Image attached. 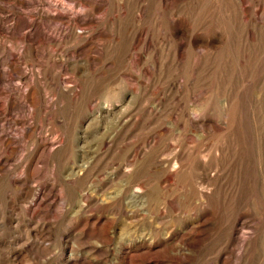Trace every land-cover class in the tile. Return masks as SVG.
<instances>
[{
	"label": "rangeland",
	"instance_id": "obj_1",
	"mask_svg": "<svg viewBox=\"0 0 264 264\" xmlns=\"http://www.w3.org/2000/svg\"><path fill=\"white\" fill-rule=\"evenodd\" d=\"M0 264H264V0H0Z\"/></svg>",
	"mask_w": 264,
	"mask_h": 264
},
{
	"label": "bare ground",
	"instance_id": "obj_2",
	"mask_svg": "<svg viewBox=\"0 0 264 264\" xmlns=\"http://www.w3.org/2000/svg\"><path fill=\"white\" fill-rule=\"evenodd\" d=\"M16 1V0H15ZM20 3V2H19ZM20 4H25L24 3V1H22V3H20ZM18 19V18H17ZM16 19V20H17ZM15 20V19H14ZM18 21V20H17ZM19 22H20V20H19ZM25 22V21H24ZM23 22V24H18V23H15L16 24V27L14 26V28H10L12 31H11V34H12V36H16L17 34H18V31L21 29H24L25 27H26V23H27V21L24 23ZM35 23V22H34ZM34 23L33 22H28L27 23V27L26 28H28V29H30V31L31 32H33V33H35V34H37V26L35 27V25H34ZM14 24V23H13ZM36 24V23H35ZM38 24V23H37ZM36 24V25H37ZM12 27H13V25H12ZM46 28H48V31L50 30V32H52V33H54L55 35L57 34L58 35V29H52L51 27H46ZM46 28H44V29H46ZM43 29V28H42ZM20 30V31H21ZM47 30V29H46ZM60 30V29H59ZM10 34V35H11ZM19 35V34H18ZM60 35V34H59ZM32 36V35H31ZM37 36V35H36ZM35 36V37H36ZM30 37V36H29ZM56 37V36H55ZM34 38V37H33ZM32 95H34V94H32ZM36 97V96H35ZM38 102V101H37ZM10 144V143H9ZM239 240H240V244H242L243 243V239H240V237H239Z\"/></svg>",
	"mask_w": 264,
	"mask_h": 264
}]
</instances>
